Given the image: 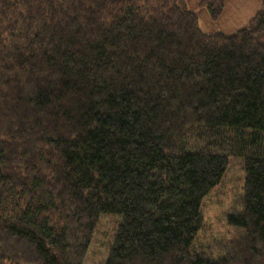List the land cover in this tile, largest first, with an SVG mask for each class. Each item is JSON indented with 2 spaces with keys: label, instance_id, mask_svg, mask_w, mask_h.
<instances>
[{
  "label": "trees",
  "instance_id": "trees-1",
  "mask_svg": "<svg viewBox=\"0 0 264 264\" xmlns=\"http://www.w3.org/2000/svg\"><path fill=\"white\" fill-rule=\"evenodd\" d=\"M234 158L216 257L195 242ZM106 215L105 264H264V0L233 35L187 0H0V264H84Z\"/></svg>",
  "mask_w": 264,
  "mask_h": 264
},
{
  "label": "rangeland",
  "instance_id": "rangeland-1",
  "mask_svg": "<svg viewBox=\"0 0 264 264\" xmlns=\"http://www.w3.org/2000/svg\"><path fill=\"white\" fill-rule=\"evenodd\" d=\"M200 2L201 0H187L189 9L199 19L200 28L209 35H233L247 28L262 8V0H224L223 13L219 18L213 19L207 9L200 6ZM244 182L243 162L236 158L231 159L222 183L203 202V225L196 238V250L206 251L217 257L225 253L224 248L228 243L242 235L240 230L229 224L228 218L232 213L240 210ZM118 224V217L108 215L102 217L88 248L84 264L107 262ZM23 246L19 244L20 249H24Z\"/></svg>",
  "mask_w": 264,
  "mask_h": 264
}]
</instances>
